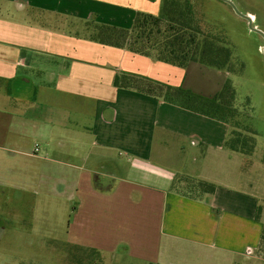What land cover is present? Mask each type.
I'll list each match as a JSON object with an SVG mask.
<instances>
[{"label":"crops","instance_id":"crops-1","mask_svg":"<svg viewBox=\"0 0 264 264\" xmlns=\"http://www.w3.org/2000/svg\"><path fill=\"white\" fill-rule=\"evenodd\" d=\"M160 7L0 0V184L24 157L59 164L45 177L59 186L49 193L73 203L63 242L109 261L264 264L262 199L227 185L248 159L226 147L229 126L201 110L226 74L92 38L102 25L130 30L138 13ZM116 75L130 83L116 88ZM32 138L41 145L27 152ZM178 177L216 190L184 196L172 189Z\"/></svg>","mask_w":264,"mask_h":264},{"label":"rangeland","instance_id":"rangeland-1","mask_svg":"<svg viewBox=\"0 0 264 264\" xmlns=\"http://www.w3.org/2000/svg\"><path fill=\"white\" fill-rule=\"evenodd\" d=\"M189 1L202 30L220 37L232 50L231 68L223 72L236 92L235 119L250 126L248 137L255 142L248 162L237 167L227 185L258 195L264 204V0ZM35 144L41 145L38 139L29 140L27 152ZM49 164L24 157L23 168L0 184V264H129L63 242L73 203L67 195L52 194L59 186L45 176L52 170L53 178L59 175L60 165ZM262 218L264 222V213ZM263 249L264 244L259 255Z\"/></svg>","mask_w":264,"mask_h":264},{"label":"trees","instance_id":"trees-1","mask_svg":"<svg viewBox=\"0 0 264 264\" xmlns=\"http://www.w3.org/2000/svg\"><path fill=\"white\" fill-rule=\"evenodd\" d=\"M92 38L101 44L126 48L133 53L183 68L190 63H198L222 72H229L231 68L232 50L223 39L202 30L200 20L197 19L189 0H161L158 16L138 13L130 30L98 26ZM125 83H130L128 77L115 76L113 85L116 88L125 87ZM235 96L231 80L226 79L214 97L201 99V110L229 126L230 136L225 143L229 150L251 157L255 142L248 137L250 126L240 124V121L235 119ZM205 106L208 108H204ZM172 189L182 192L184 196L198 198L203 194L214 193L216 186L204 181L178 177ZM262 244L264 231L258 249ZM89 251L99 254L93 250ZM260 256L264 258V249Z\"/></svg>","mask_w":264,"mask_h":264},{"label":"water","instance_id":"water-1","mask_svg":"<svg viewBox=\"0 0 264 264\" xmlns=\"http://www.w3.org/2000/svg\"><path fill=\"white\" fill-rule=\"evenodd\" d=\"M223 1H226V0H223ZM240 15H241V14H240ZM241 16L244 17V18H246V19L248 20V22L251 23V20H250L249 17H247V16H243V15H241ZM253 30L256 31L257 33L263 35L260 31H257V30H255V29H253ZM263 37H264V35H263Z\"/></svg>","mask_w":264,"mask_h":264}]
</instances>
